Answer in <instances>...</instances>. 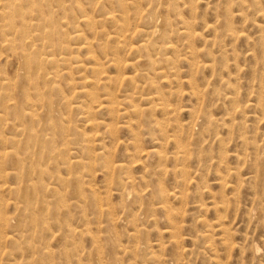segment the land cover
I'll list each match as a JSON object with an SVG mask.
<instances>
[{"label": "rangeland", "instance_id": "rangeland-1", "mask_svg": "<svg viewBox=\"0 0 264 264\" xmlns=\"http://www.w3.org/2000/svg\"><path fill=\"white\" fill-rule=\"evenodd\" d=\"M116 1L95 9L90 0H39L33 8L22 0L34 34L24 42L18 30L5 26L3 31L8 19L0 20V78L11 84L1 93L16 95L12 102L18 105L22 89L36 92L27 83L21 57L51 53L59 34L70 40L67 61L56 49V66H43L48 76L59 69L47 79L51 85L58 82L55 90L40 87L44 100L36 102L35 120H44L23 135L20 127L0 125L7 138L1 148L25 158V165L39 159L31 160L32 153L44 151L39 160L47 169L44 179L29 184V191L36 189L29 206L20 191L24 169H14L7 155L3 159L8 173L0 178V215L16 219L6 228L0 216V264H264V0H128L130 29L143 31L132 42L148 44L138 55L119 45L115 22L101 23L114 15L124 25ZM81 5L84 14L101 20L94 29L98 36L78 22ZM157 29L165 32L164 39L149 35ZM98 40L113 59L128 63L120 70L115 62L108 64V78L125 76L134 83L114 90V82L85 84L86 78H96L89 69L94 61L101 62L100 57L86 59ZM84 86L101 98L94 103L95 126L81 112L69 115L70 105L83 106L82 112L88 108L84 94L73 95ZM50 93L53 121L44 112ZM111 94L120 107L115 115L105 104ZM2 110L0 116L14 119ZM86 137L89 156L79 147ZM53 144L52 152L41 148ZM63 151L73 166L61 164ZM50 154L59 159L47 158ZM60 177L75 181L60 182ZM72 186L83 193L75 194ZM13 187H19L17 194L7 192ZM13 234L16 240L9 242Z\"/></svg>", "mask_w": 264, "mask_h": 264}, {"label": "bare ground", "instance_id": "bare-ground-1", "mask_svg": "<svg viewBox=\"0 0 264 264\" xmlns=\"http://www.w3.org/2000/svg\"><path fill=\"white\" fill-rule=\"evenodd\" d=\"M21 1L22 0H0V20L1 21H5V20H9V24H7V23H4L5 25H2L1 26V28L3 29V31H4V27L5 26H10V28H11V30H14V29H16V30H18L19 31V35L20 34H22L21 36H20V39L21 40H23V42H24V40H26V39H30V38H33V37H31V36H33V35H31L30 34V31H32L31 29V24H30V22H29V20L31 19V18H29L28 19V17L29 16H27L26 17V13L24 12V6L22 5V3H21ZM28 1V7L29 8H33V5L34 6H36V5H38L39 6V0H27ZM53 1V0H52ZM91 2H93L94 3V6H95V9L96 8H98V7H100V8H102V5H104L105 3H107L106 2V0H90ZM112 1H115V0H112ZM128 0H117L116 2H117V4H118V12L121 14V16H120V19L122 18V15H123V21H124V25H120L119 24V22L118 21H115L116 20V16H114V15H110L108 18H106L105 19V21H101V20H99V21H97L96 20V18L93 16L95 13H93V17L92 16H90V15H87V14H84V8H83V6L81 5L80 6V17H79V19H78V22H82V23H86L90 28H91V30H92V32H95V28H97V25L99 24V22L101 21V23H105V22H115L116 23V27H118V29H117V31L115 32V34H116V36H115V38L118 40V42H119V45L121 44V46H122V44L124 45V46H129L131 49H130V52H132V53H135V54H137V52H138V50L139 49H143L144 47H146V45L145 44H147V43H145L144 45H143V43H142V45H140L139 44V46H136V45H134L133 44V42H132V40L134 39V37L135 36H137V35H139V34H141V33H143V31H141L140 29H137V30H134V29H130V26H131V21L133 20L132 19V17H131V15H130V12L131 11H129V7L126 5ZM134 2H136L137 4H139V1H137V0H134ZM26 3V2H25ZM46 3V2H45ZM51 3V2H50ZM55 3V2H54ZM58 3V2H57ZM57 3H55V4H57ZM81 3V2H80ZM110 3H113V2H111V0H110ZM137 4H135L134 5V8L136 7V6H138ZM67 5V4H66ZM80 5V4H79ZM111 5V4H110ZM39 8V7H38ZM37 8V9H38ZM76 8H77V6H76ZM42 9H43V7H41V11H42ZM94 9V8H93ZM94 9V10H95ZM94 10H93V12H94ZM135 10V12L137 13V14H139V8L137 7L136 9H134ZM29 11V10H28ZM27 11V12H28ZM33 11V10H32ZM54 11V10H53ZM64 11V10H63ZM44 12V11H43ZM112 12H116V11H112ZM109 13H111V12H108L107 14H106V16L109 14ZM28 14V13H27ZM33 14V13H32ZM42 14V13H41ZM53 14H54V12H53ZM137 14H135L134 13V19L136 18V15ZM140 15V14H139ZM42 16H43V14H42ZM41 16V17H42ZM19 17V19H20V21L18 22L17 21V18ZM48 17V16H47ZM54 18V17H53ZM46 20V19H45ZM148 21V20H147ZM33 23V22H32ZM36 23V22H35ZM43 23V22H42ZM157 23H159V22H157ZM30 24V25H29ZM39 24V23H38ZM52 25V24H51ZM158 25V24H157ZM41 26V25H40ZM159 26V25H158ZM37 28V27H36ZM46 28V27H45ZM93 28V29H92ZM6 29V28H5ZM39 29V28H38ZM160 29V28H159ZM158 30V29H157ZM172 30V29H171ZM46 31V30H45ZM44 31V32H45ZM54 32V31H53ZM96 33V32H95ZM6 34V33H5ZM54 34V33H53ZM10 35V34H9ZM12 35H13V33H12ZM11 35V36H12ZM44 35H45V33H44ZM71 35V34H70ZM96 35L98 36V33H96ZM149 35H153V36H159L160 38H163L164 37V35H165V32L163 33V34H161V33H159V30L157 31V32H154L153 34H149ZM172 35V34H171ZM175 35V34H174ZM182 35H183V33H182ZM188 35H189V33H188ZM11 36H9V38L11 37ZM54 36V35H53ZM59 37H57V38H54L53 37V40H52V44L49 46V47H52L53 48V50L54 51H52L51 53H46V54H41V53H39V52H35V53H25L24 55H23V57H21V58H24L23 60H24V64L22 63L21 65H24V68H22V71H20V72H24L23 71V69L24 70H27L26 71V78H27V83L28 84H30V85H33L32 87L35 89V93H31L29 90H24V89H22V91L18 94V98H19V100H21V102H20V105H18V103H13L12 101H15L16 100V95L14 96L13 95V93H10V92H5V93H1V91H3L5 88L7 89V90H10V88H11V84L9 83L10 81V79H8V78H0V100H1V103H0V106H1V108L3 109L2 110V112L4 113L3 115H5V116H7V114H6V112H12L13 113V115H14V119H9V118H6V117H3V116H0V125H2V124H7V125H11V129L12 130H15L17 127H20L21 128V130H20V133H22L21 135H23L25 132H26V130H33L34 129V124L37 122H39L40 120H42V118L39 120V121H36L35 120V116H37V114H36V111L34 110L35 109V107H36V102L37 101H40V102H42L43 100H44V94H42L41 93V89H40V87H44V89L45 88H47V87H49L51 90H55L56 89V87H57V83H52V85L51 84H49V83H47V79H48V77L51 75V74H55L56 76L59 74L58 72V68H56L55 70H50L51 72L49 73V76L46 74V69H44L45 68V65H52V66H56V63H57V60L55 59V57H56V55L58 54V53H56V51L58 50V49H61V51L60 52H62V54H64V56H63V60L64 61H67L68 60V55H69V52H70V50H69V45H70V40H68V39H63V36L61 35V34H59L58 35ZM143 36H147V35H142V37ZM190 36V35H189ZM189 36H185V37H189ZM13 37V36H12ZM71 37V36H70ZM170 37V36H169ZM168 37V38H169ZM76 38L77 39H79V38H82L81 37V35H77L76 36ZM133 38V39H132ZM155 38V37H154ZM171 38H172V36H171ZM171 38H169V39H171ZM183 38V37H182ZM45 39V38H44ZM49 39V38H48ZM159 39V38H158ZM164 39V38H163ZM32 40H34V39H32ZM131 40V41H130ZM4 41H6V42H9V43H11V40H9L8 38L7 39H5ZM29 41H31V40H29ZM100 40H98V43H97V50H95V46L93 47V48H90L88 51H87V53H88V56H87V61H93L94 60V58H97V57H100L101 59V62L100 61H94V63H93V65L89 68L90 69V71H92L93 72V74L94 75H96V78L95 79H93V80H89V78H86L85 79V84L86 85H90V83H93V82H97V84L96 85H94V86H96V87H98L99 85H100V83L101 82H111V84L114 82V86H112L111 84V86H112V88H113V90L114 89H116V88H121V86H122V84H124V83H129V82H135V80L133 79V78H129V77H125V76H123L122 77V79H116L115 81H112V79L111 78H108V76L106 75L107 74V66H108V64L109 65H113V63L115 62L116 63V66H118L117 68L120 70L121 68H126L127 66H128V63H127V60L125 61V62H122V61H120L119 59H118V57H116L115 55V57H116V59H113V55L111 54V53H109V47L107 46V45H105V44H99L100 42H99ZM128 41H130V42H132V43H127L126 44V42H128ZM153 41V40H152ZM14 42H15V40H14ZM21 42V41H20ZM149 42H150V40H149ZM148 42V43H149ZM170 42L171 43H173L171 40H170ZM35 43V42H34ZM33 42H32V44L33 45H35ZM41 43V42H40ZM2 44V43H1ZM5 44V43H4ZM63 44H65L64 46H63ZM3 45V44H2ZM14 45H15V43H14ZM22 45H23V43H22ZM25 45V44H24ZM32 45V46H33ZM44 45V44H43ZM42 45V46H43ZM148 45V44H147ZM157 45V44H156ZM159 45V44H158ZM164 48L166 49V50H168V49H171V47L170 46H173L172 44H170L169 42H164ZM27 47L29 46V44L28 45H26ZM26 46H24V47H22V49L24 50V51H27V50H25L24 48H26ZM47 46V45H46ZM123 46V47H124ZM151 46V45H150ZM35 47H37V46H35ZM151 47H154V44H153V46H151ZM160 47V46H159ZM122 48V47H121ZM156 48V47H155ZM163 48V47H162ZM34 49V48H33ZM38 49V48H37ZM37 49H35V50H37ZM43 49V48H42ZM41 49V50H42ZM57 49V50H56ZM161 49V48H160ZM32 50V49H31ZM52 50V49H51ZM148 50V49H147ZM22 51V50H21ZM141 53V52H140ZM163 53V52H162ZM34 54H36V55H34ZM138 54H139V52H138ZM137 54V55H138ZM21 55V54H20ZM84 56V55H83ZM112 56V57H111ZM140 56H141V54H140ZM149 58V57H148ZM61 59V60H62ZM40 61L42 62V63H40ZM169 61V60H168ZM22 62V61H21ZM45 62V63H44ZM141 62H144V61H141ZM141 62H140V64H141ZM123 64V66L124 67H120L121 65ZM43 66H44V68H43ZM50 66H49V68H50ZM80 69H82V68H84L83 67V65H81V64H79V66H78ZM77 67V68H78ZM139 67H140V65H139ZM39 68H40V71L42 72V73H39ZM138 70V69H137ZM32 71H35V72H32ZM86 71H87V69H86ZM139 72V71H138ZM142 73V72H141ZM22 74V73H21ZM90 74V73H89ZM1 75V74H0ZM138 75H140V74H138ZM143 75V74H142ZM22 76H23V74H22ZM140 78V77H139ZM142 78V77H141ZM15 80H16V78H15ZM134 80V81H133ZM22 81V80H21ZM21 81L19 82V84L21 83ZM7 83H9V84H7ZM15 84V83H14ZM51 85V86H50ZM14 87H15V85H14ZM87 88L88 87H86V86H84V87H82V89H81V91H74V93H73V95L75 96V95H79V94H84L85 95V98L87 99V105H88V108H86V111L85 112H82L83 111V106H81V105H76V106H71L70 105V108H71V110H70V113H69V115L71 114V111H73V112H78V113H80V114H85V115H87V120H86V122L87 123H89L90 125L92 124V126L94 125L95 126V122L97 121V120H94L93 118H94V116L95 115H97V112L95 111V109H94V103H98V101L99 100H101V98L100 97H98V95L96 94V93H94V91H91V89H90V91L92 92H90V91H87ZM29 89H30V87H29ZM94 89V88H93ZM101 89V88H100ZM14 91H15V89H14ZM90 92V93H89ZM50 96L48 97V100H49V103H50V105H49V108H47L46 110L47 111H44L46 114L45 115H47L48 117H50V120L51 121H53V118H52V110H51V106L53 105V102H51L52 101V99H50L51 98V96H52V94L50 93L49 94ZM111 96V100L108 102V103H106L105 102V104H108V106H106V108L107 109H109V112L112 114V115H115V114H118L119 113V108H118V106H116V104H118V102H115L114 100H112V99H115V95L114 94H111L110 95ZM76 97V96H75ZM110 98V97H109ZM104 102L102 103V104H100L98 107L99 108H102L104 105ZM44 105V104H43ZM42 108V107H41ZM133 108V107H132ZM44 109V108H43ZM99 110V109H98ZM44 112H42L41 114H43ZM55 113H56V111H55ZM63 115H66L64 112H61ZM57 115H58V113H57ZM59 116V115H58ZM10 117H11V115H10ZM64 119H65V117H64ZM43 120H44V118H43ZM55 121V120H54ZM62 121H63V119H62ZM9 123V124H8ZM49 123H51L50 121H49ZM55 123V122H54ZM106 123V122H105ZM59 124V123H58ZM50 125V124H49ZM51 125H52V123H51ZM50 125V126H51ZM55 125V124H54ZM98 125V124H97ZM105 125V124H104ZM42 126H44V125H42ZM113 126V125H112ZM105 127V126H104ZM5 128H6V126H5ZM4 128V129H5ZM39 128V127H38ZM42 128V127H41ZM56 127L55 126H52V129H55ZM65 129V128H64ZM51 131V130H50ZM56 131V130H55ZM69 131V130H68ZM30 132V131H29ZM60 132H63V129H61L60 128ZM54 133V132H53ZM64 133V132H63ZM63 133H61V136H62V139H63V137H64V134ZM67 133V132H66ZM90 133V132H89ZM31 135V134H30ZM85 135V134H84ZM56 136V135H55ZM32 137V136H31ZM31 137H28L27 138V140L28 139H30V142L32 141V138ZM41 137V136H40ZM87 138V137H86ZM95 138H97V136H95ZM49 140V139H48ZM47 140V141H48ZM87 140H88V138L85 140V146L84 145H80L79 147H80V150L82 151V152H85L86 153V156L88 155H90V147L88 146V142H87ZM5 141H7V138H6V136H3L2 135V133H0V143L3 145V143H5ZM83 141V140H82ZM89 141V140H88ZM18 143H22V142H18ZM90 143V142H89ZM13 146H11V148L12 149H14V145H16L17 144V140L15 139V138H12V143H11ZM23 144V143H22ZM22 144H21V146H22ZM28 145L29 144V142L28 141H26L23 145ZM43 144H45V143H43ZM47 144V143H46ZM64 144V143H63ZM36 145V144H35ZM23 147V146H22ZM22 147L20 148V149H22ZM58 147V146H57ZM41 148H46V149H48V151H54V144H53V146H50L49 148H47L46 146H44V145H42L41 146ZM61 148V147H60ZM24 149V148H23ZM58 149V148H57ZM69 149V148H68ZM5 151V152H4ZM46 151V150H45ZM57 151V150H56ZM60 151V149L58 150V152ZM62 151V150H61ZM4 152V153H3ZM60 153V152H59ZM58 153V154H59ZM30 154V153H29ZM43 154H44V151L42 152V155H39L38 153H32L31 154V156H30V159L32 160V159H36V157H39V159H40V157H42L43 156ZM47 154V153H46ZM63 154L64 155H60L59 154V156L61 157L60 158V160H61V164H63V165H66V166H73L74 164L73 163H68V161L66 160V159H64V157L66 156V154H67V152L66 151H63ZM83 154V153H82ZM8 156L10 159H12L11 160V162H12V164L14 165L13 167H15V166H17V168H14V169H19V168H21L22 170L24 169V171H21V173H23L24 172V175L23 176H21V180L22 181H24V187L23 188H20V191L22 192V198L27 202V204L29 205V206H31V205H33L34 203V199H35V195H36V193H35V188H30V189H32L31 191H29L28 189H29V184H30V182H33L34 181V178H36L38 181H41L42 179H44V175L46 174V172H47V169H45L44 168V166H45V164H46V161H44L45 162V164L44 163H42V160H39V159H37V160H35V161H28V165H30V166H28V165H25L26 164V159L25 158H21V157H14L15 155H14V152L13 151H8V148L7 147H3V148H1L0 147V178H3V179H5V176L7 175L6 173H8L7 172V168H5V163H3V159L5 160V156ZM18 155V154H17ZM16 155V156H17ZM45 155V154H44ZM156 155V154H155ZM29 156V155H28ZM59 156H57V155H53V154H50V155H48V157L47 158H49V159H51V158H55L56 159V157L59 159ZM26 157V156H25ZM98 157H100V156H98ZM27 158V157H26ZM43 158V157H42ZM84 158V157H83ZM89 158V157H88ZM102 158V157H101ZM93 159H94V157H93ZM92 159V160H93ZM81 160V159H80ZM54 164V163H53ZM89 164H90V162H89ZM34 165H37V167L39 168V170L38 169H36V166H34ZM108 166H110L111 167V165H113V164H110V163H108L107 164ZM48 166V165H47ZM25 168H26V173H25ZM71 168V167H70ZM49 170V169H48ZM31 172H33V174H32V178H31ZM34 174H37L36 176H34ZM56 174V173H55ZM15 175V174H14ZM47 175V174H46ZM3 179H1L2 181H3ZM0 180V181H1ZM60 182H71L72 184H73V182L75 181V180H73V181H69V180H62L61 179V177H60ZM77 182V181H76ZM35 183V182H34ZM31 186V185H30ZM77 186V185H76ZM76 186H72L74 189H73V191H74V193L75 194H78V195H81L83 192H82V190L80 189V191L76 188ZM3 188V187H2ZM1 189V188H0ZM2 191V190H1ZM72 191V190H71ZM7 192H10V193H15V194H17L18 192H19V187H13V188H7ZM51 192V191H50ZM54 194V193H53ZM72 195V194H71ZM22 199V200H23ZM38 200V199H37ZM38 202V201H37ZM2 204V203H1ZM0 204V205H1ZM38 204H40V203H38ZM18 205V204H17ZM3 206V205H2ZM8 206V205H7ZM6 206V207H7ZM38 206V205H37ZM1 207V206H0ZM6 207H4V208H6ZM35 207H36V205H35ZM2 208V207H1ZM20 208H21V206H20ZM37 209V208H36ZM33 212V211H32ZM7 213V212H6ZM29 213V212H28ZM20 214V213H19ZM18 215V214H17ZM17 215H16V217H17ZM21 215H22V213H21ZM29 215V214H28ZM1 216V218H2V215H0ZM19 216V215H18ZM30 216V219H31V221H30V224H33L34 222L32 221L33 220V218L31 217V215H29ZM29 216H28V218L27 219H29ZM32 216H34V215H32ZM15 217V216H14ZM20 217V216H19ZM18 217V218H19ZM3 220H4V225H5V227L6 228H8V227H10L11 225H12V223L14 224V220L16 219H11V217H7V218H2ZM18 220V219H17ZM37 220H38V218H37ZM20 221V220H19ZM36 221V220H35ZM27 222H29V220H27ZM26 222V223H27ZM31 222H33V223H31ZM39 222V221H38ZM2 223V222H1ZM0 223V224H1ZM37 223V222H36ZM40 223V222H39ZM44 223V222H43ZM17 224V223H16ZM41 224V223H40ZM16 226V225H15ZM18 226V225H17ZM17 228V227H16ZM0 230H1V228H0ZM17 234V233H16ZM9 236V235H8ZM13 236H14V234L11 236V237H8L7 238V240L9 241V242H13V240H16L15 238H13ZM16 237V236H15ZM19 238V237H18ZM6 240V241H7ZM15 242V241H14ZM8 243V242H7ZM27 245H28V243H27ZM25 247V246H24ZM27 247H29V245L27 246ZM28 250V249H27ZM12 255V254H11Z\"/></svg>", "mask_w": 264, "mask_h": 264}]
</instances>
